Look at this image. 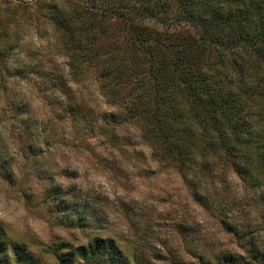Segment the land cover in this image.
<instances>
[{
    "label": "rangeland",
    "instance_id": "obj_1",
    "mask_svg": "<svg viewBox=\"0 0 264 264\" xmlns=\"http://www.w3.org/2000/svg\"><path fill=\"white\" fill-rule=\"evenodd\" d=\"M207 2L220 15L242 3ZM187 3L0 0V264H73L62 245L97 237L135 264H264L262 180L241 179L214 148L179 164L103 94L108 62L116 92L118 65L137 62L130 35L196 32ZM259 146L246 149L251 166Z\"/></svg>",
    "mask_w": 264,
    "mask_h": 264
},
{
    "label": "trees",
    "instance_id": "obj_2",
    "mask_svg": "<svg viewBox=\"0 0 264 264\" xmlns=\"http://www.w3.org/2000/svg\"><path fill=\"white\" fill-rule=\"evenodd\" d=\"M207 1L212 0H188L187 14L196 32L147 30L153 34L143 35L146 29L141 28L143 32L130 35L137 62L128 69L118 65L122 69L115 74L114 84L125 83L117 92L107 80L113 78L110 72L114 70L108 62L101 80L103 94L120 102L119 107L129 113L128 121L140 125L143 133L151 132L153 142L179 164L194 162V153L201 155L214 148L213 154L219 149L228 154L241 179L264 183V155L258 154L251 166L246 152L252 145L259 149L264 142V7L241 0L220 15ZM207 6V15H194L193 10ZM116 54L107 49L102 57L111 59ZM100 57L94 52L90 64L104 59ZM62 247L72 251L73 264H135L110 238L97 237L88 246ZM234 260L226 264H239Z\"/></svg>",
    "mask_w": 264,
    "mask_h": 264
}]
</instances>
